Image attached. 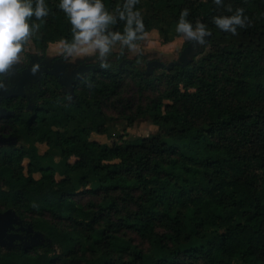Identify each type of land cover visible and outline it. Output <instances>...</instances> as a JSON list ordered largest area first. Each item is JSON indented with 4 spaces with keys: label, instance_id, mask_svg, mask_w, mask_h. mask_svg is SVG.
Here are the masks:
<instances>
[{
    "label": "trees",
    "instance_id": "trees-1",
    "mask_svg": "<svg viewBox=\"0 0 264 264\" xmlns=\"http://www.w3.org/2000/svg\"><path fill=\"white\" fill-rule=\"evenodd\" d=\"M47 2L29 38L41 58L71 38L58 0ZM121 4L105 0L110 10ZM228 6L249 18L236 34L213 22ZM136 7L147 32L158 17L175 27L188 8L208 26L207 42L186 63L151 73L146 56L114 52L109 68L94 63L69 89L44 73L31 97L1 101L0 137L21 145L0 146V212L27 218L44 243L0 250V264H264V0ZM159 29L162 43L172 39ZM146 118L156 134L111 145L91 138L112 121Z\"/></svg>",
    "mask_w": 264,
    "mask_h": 264
},
{
    "label": "clouds",
    "instance_id": "clouds-1",
    "mask_svg": "<svg viewBox=\"0 0 264 264\" xmlns=\"http://www.w3.org/2000/svg\"><path fill=\"white\" fill-rule=\"evenodd\" d=\"M214 2L222 5L224 0ZM137 3L138 0H122L121 6L110 10L105 0H58V7L71 25V38L59 41L55 55L68 61L91 56L93 62L102 68H109L117 45L119 54L125 55L126 50L137 49L138 42L147 35L144 17L136 7ZM228 11L231 14L214 16L213 22L219 29L236 34L238 27L247 26L249 18L243 7H236L233 11L228 6ZM49 12L47 0H0V89L8 86L6 76L12 66L24 62L21 53ZM188 15V8L180 11L175 23L176 33L182 34L187 42L205 44L206 37L210 35L208 26L202 20L194 23ZM118 21H123L122 31L114 27ZM39 69V62L31 64L32 73Z\"/></svg>",
    "mask_w": 264,
    "mask_h": 264
},
{
    "label": "rangeland",
    "instance_id": "rangeland-1",
    "mask_svg": "<svg viewBox=\"0 0 264 264\" xmlns=\"http://www.w3.org/2000/svg\"><path fill=\"white\" fill-rule=\"evenodd\" d=\"M155 23H156V25L149 32H147V35L145 36L150 40H154V39L155 40L159 39L161 41L163 40V36L160 33V29H159L160 27L162 28V30L164 31V33L168 37L173 38L172 36L178 34L175 31V27L171 26V24L169 23V19L167 17H158L157 19H155ZM192 43H193V46H192ZM202 46H204V44L203 45H197V44H195L194 41H191V42L185 41V43L182 47V50L185 48L188 51L190 50L188 52V54H186L185 58L189 59L191 57V55L198 53L199 50L202 48ZM116 48H117V50L119 49L118 45L116 46ZM26 50L28 52H32L31 53L32 56L29 55L28 57H24V59L26 60V63H27L26 65H28L27 68H29V67H31V64L33 63L31 61L32 60L31 57H33V59H35V57H34L35 51L33 50V44L31 42V40H29V42L27 43ZM178 58H179V55L177 56L176 60H178ZM36 60H37V58H36ZM176 60H173V61H176ZM173 61H171V62H173ZM165 63L167 64L169 62H165ZM29 82H31V83H29L26 86L25 92H26L27 96L31 97L33 95V93L29 89V86L36 83L37 81L36 82L35 81H29ZM15 85H16V83L13 84V86L11 88L15 87ZM157 131H158V128L155 125H153L151 120L148 118L137 120L132 125H127L126 121L118 119V120H115V121H112L109 123L108 132L105 135L92 133L91 138L94 140H97L100 143H103L106 145H111L113 143H122L124 141H131V140H135L137 138L146 137V136H149L152 134H156ZM11 145L19 146V145H21V142H17L14 138H11V137H7V138L0 137V146H11ZM37 146H38L39 152L42 154L48 149V147L44 143H38ZM54 154H55L56 160H59V156H58L56 151ZM36 177H38V175H36ZM11 210H13V209H11ZM29 225H30V223L28 222V219L24 218V219H21V225H15L14 229L8 230L7 233L3 237L0 238V250L5 251V250L12 248V247H18V246H15L14 241L12 242L9 239L10 234H16L18 236L15 240L17 241V243L19 245L24 246L25 244L31 242L29 234H32V233L27 232V228ZM21 228H24V230H21ZM38 238L42 240V234H40ZM43 240H44V237H43ZM73 264H82V263L78 262V261H74Z\"/></svg>",
    "mask_w": 264,
    "mask_h": 264
},
{
    "label": "water",
    "instance_id": "water-1",
    "mask_svg": "<svg viewBox=\"0 0 264 264\" xmlns=\"http://www.w3.org/2000/svg\"><path fill=\"white\" fill-rule=\"evenodd\" d=\"M192 46H193V43H192ZM189 51L186 48L183 49L179 54L178 60H176L175 62L176 63H186L193 56L191 55L189 59L185 58L186 54H188ZM32 62L35 63L37 61L33 60ZM162 64L163 63L160 61L150 60L148 67H147V72L151 73L152 67L154 66L161 67ZM30 68L31 67L25 68L24 70H22V72L20 73V78L16 81L15 87L13 88L6 87V88L0 89V105L3 99L26 95V92H25L26 86L29 83H31L29 81H35V82L38 81L40 76L44 73L56 76L58 78L59 83L65 88L69 89L74 84L76 79L80 78L81 75L87 74L88 72L96 68V65L91 64V63H85V64L78 65L76 68H74L70 72L69 76H64V65L63 64H52V66H50L49 68L40 65V69L36 73H32L30 71ZM4 114H6V112L0 106V115H4ZM15 225H21V218L16 214L14 210L8 209L3 212H0V238L3 237L7 233L8 230L14 229ZM21 230H24V228H21ZM27 232L32 233V234H29L31 242L22 246L23 249H29L32 247L40 246L44 243L43 236H42V240L39 239L38 237L40 233L34 231L31 225L28 226ZM17 237L18 236L16 234L9 235V239L12 242Z\"/></svg>",
    "mask_w": 264,
    "mask_h": 264
},
{
    "label": "crops",
    "instance_id": "crops-1",
    "mask_svg": "<svg viewBox=\"0 0 264 264\" xmlns=\"http://www.w3.org/2000/svg\"><path fill=\"white\" fill-rule=\"evenodd\" d=\"M185 43V40L182 34L176 35L174 38L169 40L167 43H162L161 40H150L145 37L138 43L137 49L126 50V54L123 55L125 58L132 60L138 54H142L146 56L150 60H157L166 64L165 62H171L176 60L177 56L180 54L182 47ZM59 41H55L49 43L44 56L41 58L40 55L37 54V51L33 47L35 51L34 57H31V61H37L40 65L45 67H50L52 64H63L64 65V76H69L70 72L76 68L78 65L91 63L94 64L93 58L91 56L77 58L73 61H68L60 57L59 55H55L58 51ZM27 51V50H26ZM28 52V51H27ZM114 52H119V49H115ZM32 52H28L29 55L32 56ZM37 54V55H36ZM37 58V60H36ZM21 59L24 62L16 63L12 66L6 76V82L8 84L7 88H11L13 84L20 78V73L22 70L27 68L26 60L24 59L23 55L21 54Z\"/></svg>",
    "mask_w": 264,
    "mask_h": 264
},
{
    "label": "flooded vegetation",
    "instance_id": "flooded-vegetation-1",
    "mask_svg": "<svg viewBox=\"0 0 264 264\" xmlns=\"http://www.w3.org/2000/svg\"><path fill=\"white\" fill-rule=\"evenodd\" d=\"M1 212H3V211H1ZM14 244H15V246L22 247V245H19L16 240H14Z\"/></svg>",
    "mask_w": 264,
    "mask_h": 264
}]
</instances>
